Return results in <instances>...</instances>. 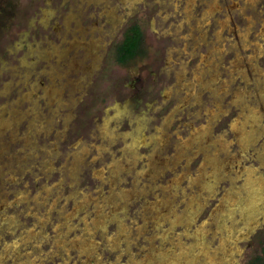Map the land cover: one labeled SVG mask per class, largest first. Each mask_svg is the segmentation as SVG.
<instances>
[{"label": "rangeland", "instance_id": "374dc122", "mask_svg": "<svg viewBox=\"0 0 264 264\" xmlns=\"http://www.w3.org/2000/svg\"><path fill=\"white\" fill-rule=\"evenodd\" d=\"M263 261L264 0H0V264Z\"/></svg>", "mask_w": 264, "mask_h": 264}, {"label": "trees", "instance_id": "16d2710c", "mask_svg": "<svg viewBox=\"0 0 264 264\" xmlns=\"http://www.w3.org/2000/svg\"><path fill=\"white\" fill-rule=\"evenodd\" d=\"M142 34L138 26L127 28L122 40L116 46V58L120 63L128 62L141 55L143 49ZM264 264V261L263 263Z\"/></svg>", "mask_w": 264, "mask_h": 264}, {"label": "flooded vegetation", "instance_id": "af4514ba", "mask_svg": "<svg viewBox=\"0 0 264 264\" xmlns=\"http://www.w3.org/2000/svg\"><path fill=\"white\" fill-rule=\"evenodd\" d=\"M196 76H197V74H196ZM200 77V76H199ZM202 129H204V128H202ZM205 129H207V128H205Z\"/></svg>", "mask_w": 264, "mask_h": 264}, {"label": "bare ground", "instance_id": "6f19581e", "mask_svg": "<svg viewBox=\"0 0 264 264\" xmlns=\"http://www.w3.org/2000/svg\"><path fill=\"white\" fill-rule=\"evenodd\" d=\"M259 110V109H258ZM204 130H205V128H204ZM172 255V254H171ZM210 257V256H209Z\"/></svg>", "mask_w": 264, "mask_h": 264}]
</instances>
